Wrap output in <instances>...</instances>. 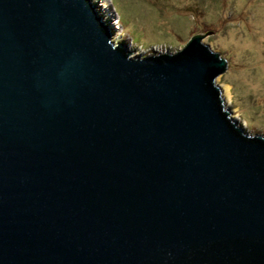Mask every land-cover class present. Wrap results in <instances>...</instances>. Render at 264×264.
Segmentation results:
<instances>
[{"label":"water","instance_id":"obj_1","mask_svg":"<svg viewBox=\"0 0 264 264\" xmlns=\"http://www.w3.org/2000/svg\"><path fill=\"white\" fill-rule=\"evenodd\" d=\"M91 0H0V264H264V135L196 34L133 56Z\"/></svg>","mask_w":264,"mask_h":264},{"label":"rangeland","instance_id":"obj_2","mask_svg":"<svg viewBox=\"0 0 264 264\" xmlns=\"http://www.w3.org/2000/svg\"><path fill=\"white\" fill-rule=\"evenodd\" d=\"M133 56L177 51L192 36L228 61L216 82L232 96L234 116L247 131L264 135V0H91ZM236 84L234 87L229 82Z\"/></svg>","mask_w":264,"mask_h":264},{"label":"trees","instance_id":"obj_3","mask_svg":"<svg viewBox=\"0 0 264 264\" xmlns=\"http://www.w3.org/2000/svg\"><path fill=\"white\" fill-rule=\"evenodd\" d=\"M228 82H229V81H228ZM229 83L233 85V87H234V96L237 97L238 94H237V91H235V87H236L235 82L231 81V82H229Z\"/></svg>","mask_w":264,"mask_h":264}]
</instances>
